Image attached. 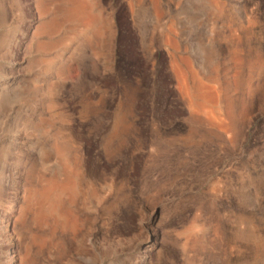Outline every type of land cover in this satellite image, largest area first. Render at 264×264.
Instances as JSON below:
<instances>
[{
    "label": "rangeland",
    "instance_id": "rangeland-1",
    "mask_svg": "<svg viewBox=\"0 0 264 264\" xmlns=\"http://www.w3.org/2000/svg\"><path fill=\"white\" fill-rule=\"evenodd\" d=\"M75 2L0 0V264H264V0Z\"/></svg>",
    "mask_w": 264,
    "mask_h": 264
},
{
    "label": "bare ground",
    "instance_id": "bare-ground-1",
    "mask_svg": "<svg viewBox=\"0 0 264 264\" xmlns=\"http://www.w3.org/2000/svg\"><path fill=\"white\" fill-rule=\"evenodd\" d=\"M81 2H82V1H81ZM81 2H77V0H76V2H75V4H77V8L75 9V13H77V14L79 13V9H78L79 6H78V5H79V3H81ZM83 16H89V14H85V13H83Z\"/></svg>",
    "mask_w": 264,
    "mask_h": 264
}]
</instances>
